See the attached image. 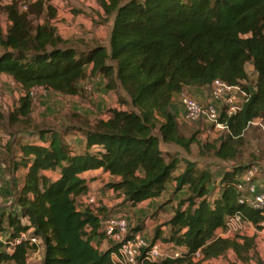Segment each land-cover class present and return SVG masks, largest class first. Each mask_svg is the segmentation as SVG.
I'll return each instance as SVG.
<instances>
[{"label":"trees","instance_id":"16d2710c","mask_svg":"<svg viewBox=\"0 0 264 264\" xmlns=\"http://www.w3.org/2000/svg\"><path fill=\"white\" fill-rule=\"evenodd\" d=\"M97 3L106 18L113 16L108 47L96 45L83 51L65 46L47 20L55 18V9L45 0L28 4L25 11L15 1L0 6L9 24L5 34L0 31V75L8 76L22 91L8 118L35 137L13 141L18 155L12 170L25 172L13 199L15 210L0 214V237L5 238L0 240V263L27 264L28 253L37 247L27 241L10 242L32 230L31 235L42 240L40 264H115L116 246L108 242L109 248L100 251L94 245L104 238L103 222L115 215L105 207L77 204L89 190L81 175L101 170L118 178L106 188L126 208L158 199L172 183L175 192L186 191L163 224L166 231L155 228L151 242L169 243L184 252L176 259L140 258L138 264H202L228 252L247 264L253 256L250 252L254 253L253 238L217 235L234 215L262 229L264 217L238 202L236 175L245 166L227 169L215 187L210 171L188 160L180 169V160L160 144L186 151L197 144L194 135H180L172 98L185 88H208L214 80L239 85L250 96L233 115L222 111L218 123L225 132L214 143H205V152L235 161L246 129L256 119L264 124V0ZM41 17L45 20L36 22ZM248 62L255 74L252 85L245 70ZM98 76L117 99L106 119L62 132L31 126L33 89L76 96L83 81ZM4 120L0 110V126ZM75 130L84 138L78 152L64 139ZM7 149L12 150L10 143Z\"/></svg>","mask_w":264,"mask_h":264},{"label":"rangeland","instance_id":"374dc122","mask_svg":"<svg viewBox=\"0 0 264 264\" xmlns=\"http://www.w3.org/2000/svg\"><path fill=\"white\" fill-rule=\"evenodd\" d=\"M12 1H15L21 10L23 6L32 3V0H0V6ZM45 1L47 5L55 9V18L46 19L55 28L57 35L66 42L65 46L74 47L79 51L96 45L108 47L113 16L106 18L97 0ZM44 20L45 18L41 17L36 22L42 23ZM8 25L6 15L0 12V31L3 34H5ZM245 70L249 77V83L252 85L255 74L251 62L245 65ZM12 82L8 76L0 75V110L5 115V120L0 126V214H9L15 210L13 199L18 183L21 181V173L24 171L23 169H19L17 172L12 170V161L18 155V150L13 145V141L23 142L35 138L30 136L31 132L23 131L20 123H12L8 118L13 109L17 107L18 99L22 95L21 89L15 84L13 85ZM80 89L81 92L76 96H63L42 88L33 89L31 93V126L62 132L66 127H82L87 122L92 125L99 119H106L109 116L108 110L117 107L116 94L106 88V80L102 76L83 81ZM206 91L209 94L208 88ZM183 94L193 98L187 90L183 91ZM176 105L180 106L177 113L180 135L185 138L194 135L197 141V144H192L187 151L174 144H160L164 152L180 160V169L184 167V161L196 163L199 168L207 169L213 174L215 187L227 169L246 166L251 163H258L262 166L264 177V124L261 120H254L244 132V144L239 157L235 161L227 162L214 158L212 152L204 151V144L214 143L225 130L202 120L196 122L183 121L179 115L181 112L179 96ZM64 139L72 150L76 152L82 150L81 141H84V138L79 131L75 130L65 134ZM9 143L11 144V151L7 149ZM178 172L179 170L175 171L173 175H177ZM89 177L90 182H92L89 194L78 199V206H85L82 202L86 203L87 198L92 196L95 200L94 207H105L110 210L112 215L125 218L128 221L130 231L138 228L140 234L150 243L155 228L162 227V230L166 231L163 224L171 217L173 206L186 195L185 190L175 192L172 183L167 186L163 197L157 199L156 202L137 206V209L133 210L119 206L121 201L118 200L117 195L106 188L108 183L114 181L113 177L101 172ZM217 235L225 237L220 231L217 232ZM236 235L254 239L255 254L250 252L253 256L247 264H259L257 259L264 260V232L246 225L238 234H232L229 238ZM42 258L43 249L40 246L39 249L28 253L27 264H40ZM202 264L244 263L236 259L233 252H228L222 258L205 261Z\"/></svg>","mask_w":264,"mask_h":264},{"label":"built area","instance_id":"2783aa9c","mask_svg":"<svg viewBox=\"0 0 264 264\" xmlns=\"http://www.w3.org/2000/svg\"><path fill=\"white\" fill-rule=\"evenodd\" d=\"M32 0L31 2H35ZM27 6H23L25 11ZM14 85L15 83L12 82ZM82 83L80 84L81 87ZM209 89V97L205 104H200L195 99L179 94L181 103L180 118L185 122H196L199 120L208 122L216 127L223 126L218 123V119L225 111L227 116L236 113L248 100L250 94L239 85H229L221 80H214ZM254 87H251V91ZM32 93V92H31ZM224 129V128H223ZM235 189L239 193L238 202L248 205L253 210L259 212L264 217V177L262 166L258 163L246 165L241 172L237 173ZM95 200L92 196L87 198L85 206L93 205ZM254 227L251 223L245 222L239 215L229 217L225 223V229L220 231L223 236L229 237L238 234L243 226ZM261 231L264 232V221L260 223ZM103 236L107 242L117 247L112 254L115 264H138L140 258L146 261H160L165 259H176L184 252L183 248L175 247L169 243L148 242L139 232L131 233L128 221L125 218L112 216L103 222ZM32 230L22 232L16 237L11 245L27 241L35 245L37 249L42 246V240L31 235ZM222 237V236H221ZM0 240L5 241L4 237ZM36 249V250H37ZM196 258L199 254L196 253Z\"/></svg>","mask_w":264,"mask_h":264},{"label":"crops","instance_id":"0c3cea01","mask_svg":"<svg viewBox=\"0 0 264 264\" xmlns=\"http://www.w3.org/2000/svg\"><path fill=\"white\" fill-rule=\"evenodd\" d=\"M101 9V8H100ZM102 10V9H101ZM112 26V25H111ZM6 76V75H5ZM206 87H200V88H185L184 89V91H186L187 90V92H189V94L196 100V101H198L199 103H206L207 102V100H208V97H209V94H208V92L206 91ZM178 96L179 95H176L175 97H173L172 98V103H171V107H172V110L175 112V113H178L179 112V108H180V106L179 105H176V102H177V99H178ZM82 143V145H83V142L84 141H81ZM24 172H25V170L24 171H22V175L21 176H23V174H24ZM98 172H101V173H103L101 170H95V171H88V172H85V173H83L82 175H81V177H83V178H85V179H87V186H88V194H89V191H90V184L92 183V182H90V177L89 176H91V175H93V174H98ZM44 174L45 175H47V176H50L51 174L49 173V172H44ZM104 174H107V173H104ZM109 175V174H108ZM110 176V175H109ZM112 177V176H111ZM113 179L115 180V181H117L118 180V178H116V177H113ZM21 183H22V177H21V181L18 183L19 185H18V188H19V186L21 185ZM87 194V195H88ZM163 195V194H162ZM160 196V197H163V196ZM159 197V198H160ZM83 198V197H82ZM158 198V199H159ZM118 200H120L121 201V198H118ZM156 200L157 199H149V200H146V201H143L142 203H140L138 206H141V205H146V204H153L154 202H156ZM131 209H133V210H136L137 209V207H135V208H131ZM165 228V227H164ZM139 232V231H138ZM140 233V232H139ZM94 245L100 250V251H105L106 249H108L109 248V243L107 242V240L106 239H104V238H102V239H97V240H95L94 241ZM43 249V248H42Z\"/></svg>","mask_w":264,"mask_h":264}]
</instances>
